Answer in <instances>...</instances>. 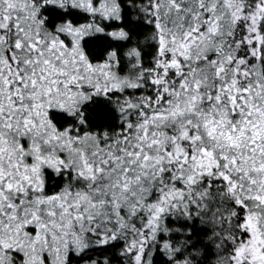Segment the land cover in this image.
<instances>
[{"label": "snow or ice", "instance_id": "obj_1", "mask_svg": "<svg viewBox=\"0 0 264 264\" xmlns=\"http://www.w3.org/2000/svg\"><path fill=\"white\" fill-rule=\"evenodd\" d=\"M0 264H264V0H0Z\"/></svg>", "mask_w": 264, "mask_h": 264}]
</instances>
